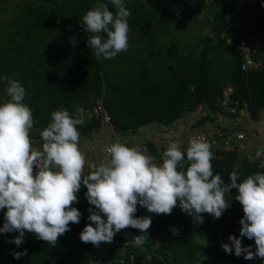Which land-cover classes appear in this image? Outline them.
Returning <instances> with one entry per match:
<instances>
[{
	"label": "clouds",
	"instance_id": "9594fccd",
	"mask_svg": "<svg viewBox=\"0 0 264 264\" xmlns=\"http://www.w3.org/2000/svg\"><path fill=\"white\" fill-rule=\"evenodd\" d=\"M130 16L124 0H96L82 17L84 31L91 34L87 44L98 58L112 59L128 50ZM3 79L10 99L0 104V210L7 209L0 232L19 233L9 243L20 246L28 232L55 247L58 238L70 231V224L80 223L82 214L72 205L78 203L82 184L94 208L88 209L91 223L81 232L80 240L96 247L112 243L117 233L127 228L143 233L133 240L143 245L152 219L136 218L138 205L157 215H170L179 207L194 223L203 224L202 214L219 219L231 207L227 199L231 189H238L235 200L244 212L240 238L229 236V243L222 248L229 254L234 249L237 257L243 255L246 260L264 259V174L260 171L241 181L237 161L230 183L225 184L219 174L214 175L212 145L203 137L192 136L186 151L170 141L162 163L135 146L120 142L105 145L110 158L99 166L91 165L85 175L88 158L80 147L78 130L85 124L84 108L77 107L74 113L52 112L51 122L40 132L42 148L38 147L31 137L36 121L24 103L26 89L18 80ZM255 156L259 168L264 169V146ZM185 157L189 166L186 171L178 170ZM171 232L180 234L177 228ZM243 237L255 241V252L251 246H242ZM13 255L20 259L27 252Z\"/></svg>",
	"mask_w": 264,
	"mask_h": 264
},
{
	"label": "trees",
	"instance_id": "16d2710c",
	"mask_svg": "<svg viewBox=\"0 0 264 264\" xmlns=\"http://www.w3.org/2000/svg\"><path fill=\"white\" fill-rule=\"evenodd\" d=\"M219 1L216 7L211 1L209 6L193 8L181 0L183 6L188 9L200 10L211 7L215 11L209 17L211 28L202 40L198 57L180 58L172 49L179 63L173 69L172 76L167 79H153L146 65H143L127 84L119 85L108 75L102 77L94 58L91 55L86 57V63L95 67L88 66L86 73L91 71L92 78L96 80L95 92L98 98H102L104 93V105L112 115L118 134L136 135L138 131L149 126L170 127L185 116L189 117L196 112L199 105H202L207 112L229 115L221 108L218 101L226 85L234 87V98L239 100L241 108H246L253 120L259 118V114L264 110V0H255L254 6H239L238 0H232L231 8H228L225 0ZM7 2L8 0H0V7ZM109 9L115 12L114 7ZM252 14L256 15L254 23L250 19ZM46 18L52 17L47 15L43 20L46 21ZM140 20H129V26H133V23ZM42 25V21L36 23L38 27ZM252 25L261 35L262 43L254 58L261 61L262 66L257 71L246 72L242 69V55L236 42L231 43L228 38L232 34H246ZM223 55H229L231 62L228 75L222 77L221 82L213 72L215 64L221 62ZM60 82L63 81L58 76H54L46 89L53 107L49 109L42 107L35 97L30 101L29 107L36 121L31 132L34 141L40 138V132L51 122V113L59 110L56 103L58 89L52 86ZM206 120L200 118L197 125ZM100 128L99 122L90 120L78 126L81 136H90ZM147 143L151 154L157 158V163H162V153L167 148L157 146L153 142ZM237 161V158L231 155L213 159L211 163L214 175L219 174L225 184L230 183V173L234 170ZM259 164L260 160L239 163L241 181L258 171L264 174V169H260ZM188 166L185 157V162L178 170L186 171ZM86 192L87 188L80 191L77 194L78 203L72 205L82 214L80 223L70 224V231L58 238L55 247L28 232H25L24 242L17 246L9 241L14 240L19 233H6V236L0 240V264H91L97 253L101 255L104 264H122V260L123 264H163L164 262L187 264L195 263L203 258L223 260L231 264H246L243 255L237 257L234 249L229 254L222 248L223 244L229 243V236L240 238L242 228L240 221L244 218V212L242 205L235 200V196L239 194L238 189H231L230 196L227 197L231 207L219 219L209 214H202L203 224L194 223L193 218L179 207L175 208L170 215H157L149 213L146 208L138 205L136 218L148 216L152 219L148 230V242L145 241V247L149 253L147 255L144 244L138 247L132 243L134 237L143 235L138 229L121 230L112 243L101 244L99 247L91 243L85 244L80 240L81 232L91 223L88 220L90 215L88 209L94 208L88 203ZM172 228L179 229L180 234L174 236L171 232ZM198 240H206L210 243L203 244ZM156 241H164L166 245L156 248L153 244ZM242 246L255 247V241L243 237ZM25 251L27 255H22L20 259L14 258L13 253Z\"/></svg>",
	"mask_w": 264,
	"mask_h": 264
},
{
	"label": "rangeland",
	"instance_id": "374dc122",
	"mask_svg": "<svg viewBox=\"0 0 264 264\" xmlns=\"http://www.w3.org/2000/svg\"><path fill=\"white\" fill-rule=\"evenodd\" d=\"M211 1L215 7L220 3L219 0ZM225 1L228 8H231L232 0ZM124 2L131 12L129 20H141L130 27L128 50L115 58L104 59L98 58L95 51L88 46V35L91 34L86 33L82 25V17L94 7L96 0H8L0 7V104L10 99L6 96V81L3 79L7 76L20 81L26 89L24 103L29 106L35 97L42 107L49 109L53 107V103L46 89L54 76H58L63 82L55 83L52 87L58 89L56 103L59 110L74 113L77 107H83L86 112L99 97L95 92L96 80L92 78L91 71L86 73L88 66L95 68L94 65L86 63V57L89 55L97 62L99 74L102 77L108 75L119 85L127 84L143 65H146L153 79L169 78L179 63L173 50L180 58L199 56L202 40L211 28L209 17L215 11L214 8L188 9L183 6L181 0ZM109 7L113 6L109 4ZM47 15L52 18H46L44 21ZM41 21L43 25L36 26V23ZM101 35L106 39V34ZM222 57L221 62L215 64L213 72L221 82L222 77L228 75L231 62L229 55ZM104 97L103 93L100 99L104 100ZM85 112L84 120L87 121ZM203 114H206L209 120L204 122L208 128L211 125L219 127L220 124L237 129H250L254 126V120L246 108L238 119L229 115L214 114L215 116L210 117L207 112H194L187 116L186 120L190 125L197 116L202 117ZM204 123L200 125L203 127ZM170 128H176V125L173 124ZM164 129L165 127L149 126L138 131L136 135L117 137L107 127H101L90 136H81L80 147L89 159L96 157L102 148L113 140H121L133 146L147 142L164 146L170 141H178V133L168 135ZM110 136L116 138L112 139ZM35 142L42 148V144H39L42 142L41 137ZM180 147L182 149L181 145ZM238 162L242 164V160ZM85 188L82 184L80 191ZM6 211L7 209L0 210V228L6 222ZM5 236L6 233L0 232V240ZM198 242L210 243L206 240ZM153 244L156 248H161L166 242L156 241ZM143 247L146 255L149 254L145 243ZM251 249L256 251L255 247ZM91 264H104L101 255L97 253ZM246 264H264V259L256 257L246 260Z\"/></svg>",
	"mask_w": 264,
	"mask_h": 264
},
{
	"label": "built area",
	"instance_id": "2783aa9c",
	"mask_svg": "<svg viewBox=\"0 0 264 264\" xmlns=\"http://www.w3.org/2000/svg\"><path fill=\"white\" fill-rule=\"evenodd\" d=\"M184 4L193 8H201L203 6H209L211 4V0H182ZM239 6L245 5H255V0H238ZM251 22L254 23L256 20V15H250ZM250 29L243 35H235L232 34L229 36L228 41L231 43L237 44L241 55H242V69L246 72L257 71L261 68L262 62L257 61L254 58V55L258 48L260 47L262 40L261 35L257 33L256 27L254 25L249 27ZM235 89L231 85H226L218 98L221 108L233 118L238 119V116L241 115L244 108H241L239 100L234 98ZM196 112L205 113L207 112L202 105L198 106V110ZM210 117L215 116L212 112H207ZM85 116L87 120L97 121L101 124V127H107L112 134L117 137L121 136L115 130L113 124V118L110 112L106 109L104 105V100L98 98V100L85 112ZM219 116V115H218ZM192 117V116H191ZM188 117L185 116L183 119L179 120L175 123L176 128L165 127L164 131L168 135H174L178 133V143L182 146V151H186L188 146L189 137L198 136L203 137L207 142L212 145V152L215 158L223 157L224 155L235 156L238 161L242 160L243 162H254L256 161V151L264 146V110L259 114V118L254 120V126H251L250 129L246 128H234L231 126L221 125L214 126L211 125L209 128L207 124H203L197 126V122L200 118H206V114L202 117L197 116L194 119V123H190L187 121ZM209 121V120H206ZM205 121V122H206ZM212 127V128H211ZM162 128V127H161ZM186 129L185 131H180L179 129ZM119 135V136H118ZM114 136V139L116 138ZM171 138V137H170ZM114 142L123 143L129 147H133V145H128L121 140H113L108 142L106 145H110ZM156 144V143H155ZM157 145V144H156ZM138 147L147 155H151V149L148 143L143 145H134ZM159 146V145H157ZM165 148L168 145L164 144ZM110 158L109 154L104 151V147L102 151L96 155L94 158L87 159V165L84 169V173L88 174L90 171V166L95 164L99 166L103 161ZM262 157L261 159H263ZM123 264L124 261L122 260ZM163 264H170L168 262H164ZM187 264H231L230 262L218 260V259H200L195 263H187Z\"/></svg>",
	"mask_w": 264,
	"mask_h": 264
},
{
	"label": "crops",
	"instance_id": "0c3cea01",
	"mask_svg": "<svg viewBox=\"0 0 264 264\" xmlns=\"http://www.w3.org/2000/svg\"><path fill=\"white\" fill-rule=\"evenodd\" d=\"M235 35L239 36V35H243V34H235ZM151 128H152V127H151ZM110 137H111L112 139H114L113 136H110Z\"/></svg>",
	"mask_w": 264,
	"mask_h": 264
}]
</instances>
